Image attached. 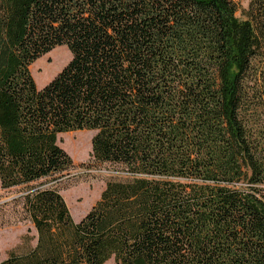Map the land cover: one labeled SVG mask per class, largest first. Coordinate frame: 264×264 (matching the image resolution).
<instances>
[{"label":"trees","instance_id":"1","mask_svg":"<svg viewBox=\"0 0 264 264\" xmlns=\"http://www.w3.org/2000/svg\"><path fill=\"white\" fill-rule=\"evenodd\" d=\"M237 1L0 0V184L37 231L0 264H264V0L254 29ZM83 130L122 175L76 221L60 142Z\"/></svg>","mask_w":264,"mask_h":264},{"label":"rangeland","instance_id":"2","mask_svg":"<svg viewBox=\"0 0 264 264\" xmlns=\"http://www.w3.org/2000/svg\"><path fill=\"white\" fill-rule=\"evenodd\" d=\"M252 2L253 0H238L235 18L239 25H249L254 29L257 26L250 15ZM71 57L67 46H61L32 64L31 70L38 86L42 88L48 84L66 66ZM93 135L94 132L89 130L72 131L61 135L60 144L73 158L75 168L62 179L60 188L76 221L85 216L99 200L106 182L122 175L109 164L93 161ZM16 194V189L3 190L0 184V261L15 249L27 248L23 243V237L28 234L29 228L30 245H35L37 241V231L32 222L17 212L19 208L14 204L5 205L6 202H2ZM104 264L117 263L111 258Z\"/></svg>","mask_w":264,"mask_h":264},{"label":"water","instance_id":"3","mask_svg":"<svg viewBox=\"0 0 264 264\" xmlns=\"http://www.w3.org/2000/svg\"><path fill=\"white\" fill-rule=\"evenodd\" d=\"M18 196H19V194H16V195H14L12 197L7 198L6 200H3L2 202H8V201H10V200H12V199H14V198H16Z\"/></svg>","mask_w":264,"mask_h":264}]
</instances>
